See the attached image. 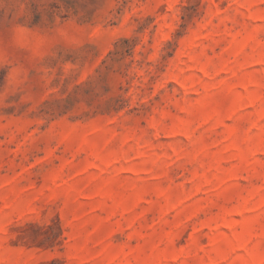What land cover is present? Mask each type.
<instances>
[{"label": "rangeland", "instance_id": "1", "mask_svg": "<svg viewBox=\"0 0 264 264\" xmlns=\"http://www.w3.org/2000/svg\"><path fill=\"white\" fill-rule=\"evenodd\" d=\"M0 264H264V0H0Z\"/></svg>", "mask_w": 264, "mask_h": 264}]
</instances>
